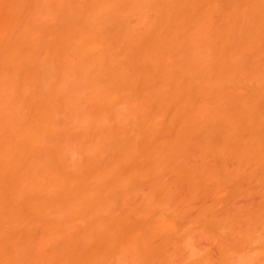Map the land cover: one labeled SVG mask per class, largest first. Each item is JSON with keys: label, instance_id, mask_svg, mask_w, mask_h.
Segmentation results:
<instances>
[{"label": "bare ground", "instance_id": "obj_1", "mask_svg": "<svg viewBox=\"0 0 264 264\" xmlns=\"http://www.w3.org/2000/svg\"><path fill=\"white\" fill-rule=\"evenodd\" d=\"M10 1H12V0H0V23L2 25L6 24L7 26L5 25V27H8V28H6L8 30H9V27L12 30V28H11L12 26H14V25L17 26L16 24H18V21L20 23V17L23 13V10H21L20 7L23 8V7H25L24 3L26 5L29 3V2H27V0H22V1L19 0L20 3L18 2L19 5L17 6L16 9H20V10L17 11L14 8L17 5V0L16 1L13 0L12 2H10ZM24 1H26V2H24ZM115 1H118V0H115ZM121 1H123V2L120 3V5L124 4L122 9H124V7L126 9V7L128 6L130 8V11H131L132 8L129 5L133 4V7H134L135 3H132V2H134L132 0H121ZM121 1L119 0L118 3ZM129 1H131V3L127 4V2H129ZM137 1H135V2H137ZM154 1H156V3L158 4V5L156 4V6H158V8H159V9H157V7H156V10L154 9L155 10L154 13L156 14L158 19L159 18H161V19H159V23H157L156 21L151 22V20H150L151 24L147 20L146 21L149 24H145L144 20H143L144 24L142 23V21L139 22L138 23L139 27H141L140 24L146 25L145 27L143 26L144 29L143 28L140 29V31H142V29H143V32L137 31L138 27H136L137 28L136 30L133 27L134 30H132V32L128 33V36H125L126 33L128 32V30H126L127 26L122 27L123 23H121L119 21L118 26L120 25L119 23H121L120 26L122 28L120 27L119 28L120 30H115V29H118V26L116 27V25H117V23H116L117 20H116V22H115L116 25L115 26L113 25L114 28H112V29H114V31H111V32L108 30V28L106 29V27H104V26H103L104 29H103V27L101 29H99V27L102 24L99 27L97 26L98 28H96V26L93 25L94 27L92 26L93 27L92 28L90 26V24L92 23L91 21L89 24L90 28H88L87 26H84V25H87V24H84L83 26L86 28L85 29L83 28L81 30L80 25H77L78 24V22H77L76 25L79 26L78 28H80V30L82 31L81 32L78 29L79 30V33H78V32H76L78 30L75 31V28H74L72 22H71L72 25L69 22V25H71L73 27V31H75V33H76L74 35L73 34L74 32L70 31V30H72V29H70L71 26L69 27V25H67L68 24L67 21H65L67 23L66 25L69 27V31L71 32L70 37H72V34L74 35V37H76V35L77 36L81 35L79 38V41H78V39L73 37L76 40H72L71 41L72 43L68 44V46H67L66 43L68 42V40H67L68 38H66V34L64 33V32H66L65 29L68 28V27H66L64 29V32L62 31L63 29L56 30V32L57 31L61 32V35L64 33L62 35V37L59 36L61 38H64L65 41L62 39L64 42L60 39L57 40L55 37H50L52 35H50L48 38L49 33L47 35V38L49 40H51L53 38L51 40V42L55 46L52 43H51L52 44L51 45V44L43 42L44 45H46V44L49 45V46L46 45V47H48V48H46L44 50H46V51L48 49L50 51L56 50L61 55H63L62 53H64V52H61V51H63L62 48L66 44L67 49L64 46V50H65L66 54L68 52H70L71 49H72L71 52L76 54V56H75V54L73 55V54L69 53L68 54L69 59L71 57L70 55H72L71 60H73L74 56H75L76 58H80V61L81 60L83 61V63L81 62L83 65H87V67L89 66V68L91 65H93L92 66L93 68L92 67L91 68L94 70V72H96V74H94V76H95L93 79L94 82L92 83L93 84L92 87H95L94 91L92 93L93 94L92 98H94L95 103H98L96 105H99V106L102 105L104 110H105V108H107L106 110L113 109V110H111L112 113L113 112L115 113V111L118 110V112H116V114H118V113H123V115L125 113L129 114V116L128 115L126 116L127 117L126 119H124L125 117L123 118L125 121L131 116L132 112L134 113L132 115V117L135 118L136 123H135V120H133V118H129V119H131V121H129V119H128V124H125L127 126H126V128H124V132H122V130H123V129H121L122 126H121V128L119 127L121 129V132H122V133L121 132L120 133L123 135L125 134L124 139H126V137H127V140L119 141L121 139L118 140V138H116L117 136L114 137V138H116V139H114L116 141H113V145H114V143L120 142L116 146V147H118L120 145V147L118 148V151H117V152H119V150H120V152H119L120 154L119 153L117 154L116 153V150H117L116 147L115 148L113 147L114 149H112V150H114V152L117 154L116 155L117 159L115 160V158H116L115 157L112 160V162H109V163L113 164V162H115V163L119 162L117 164V166H119V164H121V165L119 166L120 168L119 167L117 169L115 168L117 170V171H115V173H112L113 176L115 177V179L109 178L110 176H108V170L114 171V170H112L113 168L109 169L110 164H108L109 168L106 167L107 165L105 166L107 168V171H106L107 172L106 177H108V178H106L107 181H109V182L112 181L111 182L112 186L113 185L116 186V183H117V186H118V184H121V186L129 185L131 188V186H134L135 184L140 183L141 181H144V179L147 178V176L149 177V175L151 176L153 173H157L160 175L161 174L160 172H162V171H164V169H166L167 164L169 162L175 161L176 162V168L174 166H172V169H176V171L174 170V172H175L178 180L188 181L195 186H198L200 184L206 185L208 183H213V182H215L216 185H217V183H220V182H221V184H218V185H222L223 182H225L224 184H229L230 180L233 179V178L230 179L232 174H234L233 176H235V172L236 173L239 172L242 167L247 169V171H248L247 177H248L250 183L256 182L258 179V171H260L264 167V63L259 62V56L262 57L261 53L263 52L262 50L264 48L263 47L264 46V0H158L160 2H158L157 0H154ZM14 2H15V6L13 4ZM150 2H153V0L152 1H149V0L143 1L142 0L139 3H137L138 5L136 8H138L139 13H141L142 11H143L142 14H144L145 12L148 13V10H149V13H151L150 8H148L151 4ZM11 3H12V5H11ZM21 3L23 4V6ZM110 3L112 4V0H102V3L101 4L99 3V4H100V7H102V5H103V7L104 6L108 7L110 5ZM118 3H116V4H118ZM114 4H115V2H113V5ZM6 5H8V6H6ZM12 6H14V7H12ZM31 6H27L28 8H26V7L25 8L27 10H29V9H31ZM117 6H119V4ZM121 6H120V8H121ZM154 6H155V4L153 6L151 5V7H152L151 11H154L153 10ZM9 7H12L11 9L14 8L13 9L14 11H10V9H7ZM25 8H23V9H25ZM147 8H148V10L144 12V10ZM26 9L24 10L23 15L25 14ZM117 9H116V11H117ZM125 9H124V11L123 10L122 11L124 12V14H127V13H125V11H126ZM7 10H9V11H7ZM89 10H90V8H89ZM101 10H103V9L101 8ZM134 10L133 11H134L135 15H133V12H132V14H131V15H133L132 17L140 15L138 13H135V12H137L136 11L137 9H134ZM16 11L19 13H17ZM106 11H108V10H106ZM122 11L119 10V12H116V13H121L120 15L122 16L123 15ZM14 12H16V13L14 14ZM127 12L129 13L127 15H130V12L128 10H127ZM154 13H153V15H154ZM101 14H104V12ZM120 15H117V16H120ZM148 15H146V17ZM153 15L150 14L151 17H153ZM142 16L143 15H141L139 18H142ZM16 17H18L19 19ZM26 17H27V15H26ZM139 18L137 19V17H136L137 20H142ZM148 18H145V19H148ZM27 19H29V17ZM154 19H155V15L152 18V21ZM158 19H157V21H158ZM62 20H64V18L61 19L60 21H62ZM73 20H75V19H73ZM8 21L11 22L12 24H10ZM29 21H30V19H29ZM29 21H27V23ZM60 21H59V23H60ZM8 23L10 25H8ZM22 23H20V24H22ZM1 24H0V26H1V28H3ZM74 24H75V22H74ZM113 24H114V22H113ZM134 24H136V26L138 25L136 22ZM153 24H156V25H153ZM19 25H18V27H19ZM66 25H64V26H66ZM18 27H16V28H18ZM81 27H82V25H81ZM1 28H0V32L3 30V29L1 30ZM131 28H132V26H131ZM14 29H15V27H13L12 31H14ZM27 29H31V31L30 30L27 31ZM123 29H125L126 32L121 31ZM127 29H128V27H127ZM29 31L32 32V28L29 27V25H28V28H26V26H24V36L26 35L27 32L29 33ZM33 31L39 32L38 30H33ZM69 31H68V34H69ZM129 31H131V30H129ZM3 32L5 33V29L1 33L5 36V34L7 32L5 34ZM21 32H22V28H21ZM121 32H122V34H121ZM12 33H14V32H9V34H7L5 37L7 39H8V37L10 38L9 35H11ZM35 33L36 32H32L31 37ZM1 34H0V36H1ZM42 34H43V32H42ZM42 34H41V36L43 37ZM12 35H11L12 40L15 43L17 42V44L19 43V46L21 44V47H23L22 43L24 45V42H27V40L29 39L28 42L26 43V44H29L30 39L34 38V37L31 38L29 36H28L29 38H27V36H25L27 38V40L25 39L26 40L25 41L24 36L21 34L22 36L21 35H20L21 37L17 36L16 38L18 40L15 38L16 39V41H15L13 39L14 36H12ZM27 35H29V34H27ZM53 35H55V33ZM35 36H36V34H35ZM56 36H58V35H56ZM39 38L40 37L38 36L37 39H39ZM41 38L38 41L40 43H38L36 39L34 41H35V43L37 42L38 44H40V48L43 49L41 47V41H42ZM43 38H44V40L46 39L45 36ZM73 38H71V39H73ZM5 39H3L2 37L0 38V40L3 44H6V41L8 42V40H11V39H8V40L7 39L5 40ZM3 40H5V41L3 42ZM53 40H56V41H53ZM13 41L11 43L9 41V43L6 44V45H8V48L11 46ZM34 41H32V42H34ZM76 41H78L77 45H74V43ZM32 42L30 44H32ZM2 43H0V44H2ZM9 44H10V46H9ZM30 44L27 45V48L26 47L25 48H19V46L16 45L18 48V51H19V49L21 50V52H22V54L20 53L21 55L24 54L23 53L24 49H26L25 53L28 52L27 50L29 49L28 47L30 46ZM44 45H42V46L44 47ZM16 46H14V47H16ZM35 46L33 47V45H31V47H33V48H35ZM56 46L58 47L59 50L56 49L57 48ZM36 47L38 48V50H36L37 48L33 49V50H32V48H30L31 50L28 53L33 52L35 50V53L37 54V52L39 51V46H36ZM49 47H51L52 50ZM53 47L55 50L53 49ZM8 48L6 46L5 47L3 46L2 49H7L6 52H8ZM11 48H9L10 49L9 52L11 50L13 51V49H11ZM22 49H23V51H22ZM68 49H70V50H68ZM0 51H1V53L3 52L2 50H0ZM14 51H13L14 53H17L16 49ZM46 51H44V52H46ZM53 51L50 54H53ZM48 52L46 54H48ZM57 52H55V54ZM76 52H78V53L81 52V53L78 56L77 55L78 53H76ZM17 54H15L16 55L15 57L19 59V56H21V55L18 54V57H17ZM55 54H54V56L58 55V53L56 55ZM1 55L2 54H0V56ZM7 55L10 57L12 62L16 61V60L18 61V63L16 62L18 66H16V63H15L16 67L13 65L14 62L11 63L13 65L12 68L17 69L19 67V69H17L15 71V73L16 72L18 73V75H17V73L15 74L17 76V79H15L14 76H11V74L14 75V73L12 71H10V69H8V68H10L9 65H8L9 67H5L4 69L1 70V67L3 68V64L1 65V63H2L1 61H3V58H1V57L6 56L5 54L0 57L2 59V60L0 59V62H1L0 63V71H1L0 75L4 74L5 69H8L9 70L8 74H7V70H6V73H5L6 75L4 74L5 75L4 77L6 78V76H8V77L10 76V78L7 77L8 80H11V77H13L12 79H14L16 81H14V80H12V81H13V83L16 84L18 81H22V79H23L22 77H25L29 73L27 74V73L21 72V71H23L22 69L25 68V66H23L25 61L24 62L22 61V64H21V63H19L21 61H19L18 59L12 60V56H10L9 54H7ZM12 55H14V54L12 53ZM29 56H30V54H28L27 58ZM31 57L34 58V56H32V55H31ZM31 57H30V60H31V62H33L32 61L33 59ZM59 57L62 58L63 56L62 57L59 56ZM65 57L67 58V55ZM5 59L6 60H4V61L6 62L7 59H9V58L5 57ZM25 59H26V57H25ZM25 59H23V60H25ZM27 60H29V59H26V63H28ZM66 62H67V59H66ZM101 62H102V64H100ZM103 62H104V66H103ZM26 63H25V65H26ZM20 64L22 65L23 68H20ZM99 64L102 65V66H100V68L102 67V69H99V71H98V69L96 70V68L99 67L98 66ZM4 66H6V65H4ZM30 67L31 66H29V69H28L29 71H31ZM24 71H25V69H24ZM20 74H25V76L20 77L19 76ZM0 77L2 79L4 78L3 76H0ZM19 77H20V79H19ZM1 78H0V82L2 80ZM8 80H6L7 83H8ZM12 81H11V84H13ZM4 82L5 81L1 82V84H0V87H1L0 93H2L1 95L3 96V98H5L8 95V94L4 95L6 92L2 91V90H5V88L3 89V87H5V85H6V87H8L7 83H4ZM9 83H10V81H9ZM23 83H25V81L20 83V84H23ZM2 85H4V86L2 87ZM11 87H12V85H11ZM11 87L9 86L8 88H11ZM7 90L8 89H6V91ZM11 90H13V89H11ZM3 92H5V93L3 94ZM13 94H11V95H13ZM23 95H24V93H23ZM30 97H31V95H29V98ZM25 99H26V97H25ZM27 99H28V96H27ZM27 99H26V102H24L25 100L23 101V105L29 103V101L31 100V99L30 100L29 99L27 100ZM0 100L2 102V97L0 98ZM5 100H7V102H8V100H10V99H5ZM10 101H9V104H12V103H10ZM3 102H4V100H3ZM106 104L108 105L107 107H106ZM110 104H113L114 107L110 106ZM29 105H30V103H29ZM32 105L34 106V104H32ZM32 105H31V107L29 106L30 109L33 108ZM104 105H105V107H104ZM156 105H159L157 110H156L157 107H155ZM2 106H4V104ZM2 106H0V108L2 109V111L0 109V112H1L0 117H2V115H3L2 112L3 113L5 112V110H4L5 108L3 109ZM11 106L9 107V109L11 108ZM28 106H27L28 109L24 108L25 111H29ZM109 106L111 109L109 108ZM122 106H123V108L127 106L126 108H124L125 110L127 108L129 109V107H130V109H132L131 110L132 112L129 113L128 110H126V112H124L125 111L124 109H123L124 111L122 112L121 111ZM22 107H25V106H22ZM102 107L100 106V109ZM117 107H118V109H117ZM151 107L153 108V110H152L153 112L149 111L151 109ZM35 108H36V106H35ZM97 108H99V107H97ZM164 108H168L167 109L168 112L166 111V109H165L166 112L164 111L166 116L163 114L162 109H164ZM12 109L14 110L13 106H12ZM36 109L39 110V108H36ZM36 109L33 111H36ZM13 110L11 111V114L15 113V111H13ZM33 111L31 109V112H29V113L34 115V117H36V114H37V117H38L39 112L37 113V111L36 112H33ZM41 111H43V110H41ZM161 111H162L163 115L161 114ZM7 112H10V111L8 110ZM11 114L9 113V115H11ZM26 114H28V112H25V114H22L20 116H25V117L28 116L29 120H31L29 117L33 118V116H31L30 114H28L27 116H26ZM45 114H46V112H45ZM15 115H17V114H15ZM43 116H45V115H43ZM47 116H50V115H47ZM47 116L45 118L41 117L40 120L38 118H34V119L36 121L38 119L41 123L44 119L47 118ZM9 117H10V123H12L16 118L15 116H13L14 118L12 119L11 118L12 115ZM9 117H8V114L6 115V117H5V115H3V118H6L5 120H7ZM116 117L120 118V116H118V115ZM116 117H115V119H117ZM48 118H50V117H48ZM11 119L13 121H11ZM20 119L21 118H19V120ZM28 119L26 118V121H23V123L29 121ZM34 119L32 120V122L34 121L32 123V125L34 124L33 126L35 128V125H38V123L35 124L36 121ZM41 119H42V121H41ZM138 119H139V121H138ZM5 120L3 122H6ZM16 120L18 123V121H19L18 117L16 118ZM45 121H47V120H45ZM118 121H119V119H118ZM3 122L0 121L1 127H2L1 123L3 124ZM7 122H9V121H7ZM14 122H16V121H14ZM47 122H44V123H47ZM50 122H52V121H50ZM116 122H117V120H116ZM20 123H21V121H19V124ZM44 123H42L43 126L41 124H39L38 125L39 128L44 127L45 126ZM131 123H133V126ZM7 124H5L4 126L9 127L10 124L9 125H7ZM13 126H15V125H13ZM18 126L21 127V125L17 124V128H18ZM23 126L24 125H22V127ZM117 126H120V125L117 124ZM117 126H116V128H117ZM22 127L20 129H24L25 126L23 128ZM104 127H105V125H104ZM130 127H134V128H130ZM3 128L4 127H2V129ZM27 128L25 127V129H27ZM30 128H32V132H30V130H29ZM36 128H37V126H36ZM44 128L46 129V127H44ZM127 128H129L130 130H128ZM6 129L7 128H5V130L0 129L1 131H5L4 133L0 132L1 134H3V136L7 133ZM29 129H27V130H29L28 132L30 134L32 133L29 136H31L30 138L33 140V138H34L33 136H35L36 131L34 132L33 127H29ZM50 130H52V129H50ZM117 130H118V128H117ZM117 130H116V132H117ZM19 131L20 130H18L17 133L15 132L17 134V138L20 135L19 134L20 132H22V135H20V137H23V139H24V136L28 138V135H27L28 132L25 134L26 130H25V132L24 131L19 132ZM37 131H38L37 133L41 134V136H42V133L40 131H42V132L44 131V133H46L44 129L43 130L40 129V131L38 129ZM127 131H129L130 133ZM23 132L25 135L23 134ZM33 132H34V135H33ZM116 132H115V134H116ZM125 132H127L129 134V136H127V133H125ZM11 133H13L14 137L16 136V134H14V128L12 129ZM37 133H36V135H37ZM120 133L117 132V134H120ZM8 134L10 135L9 132H8ZM39 134H38V136H40ZM62 134H63V132H62ZM113 134L114 133H112V135ZM0 136H2V135H0ZM6 136H7V134H6ZM38 136H35V137H38ZM7 137H9V136H7ZM14 137L13 138L10 137L11 138L10 142L14 139ZM40 137H38L39 138L38 142H40V140H41ZM4 138H5V136L3 137L2 141H0V145L3 146V143H5V140H6V143L4 144V146L7 144L5 147V149H6L10 142L8 143L7 141H9V140H7L6 138L4 140ZM17 138H16V140L19 142L22 139L21 138L18 140ZM27 138L24 139V141L25 140L28 141ZM38 138H36V140H38ZM41 138H43V137H41ZM23 139H22V142L20 144L19 143L16 144V145L19 144L18 145L19 148H17L18 146L13 145V143L17 142L15 140H14L15 142L12 141L13 143L9 144V147L6 149L8 151L4 150L5 151L4 152L3 147L1 148L2 152H0V153L1 154L4 153V155L5 154L6 155L5 156L0 155V156H2V157H0L1 159L4 160V158H5V160H4L5 163L2 162L3 160L2 161L0 160V162L2 164L9 163L7 165L9 167L13 166L12 168L11 167L10 168L14 172H15V169H17L16 171L19 170V172H20L21 170L18 169L17 166H19V168L22 166L24 167V165L21 166V163H26V161L21 162V160H19V159H24L23 156H21L22 158H19V155H20V151H22V149H24L23 147L27 146V145H25L26 141L24 142ZM108 139H109V137H108ZM32 140H31V143L27 142V143H30L31 146H33ZM112 140H113V137L111 138V141ZM128 141H129V144H128ZM23 142H24V144H22ZM38 142H36V143L38 144ZM50 142H51V139H50ZM53 142L55 143V141H53ZM121 142H123V143H121ZM122 144H124V145L126 144V146L124 147V145H122ZM113 145H111V146H113ZM127 145H129V146H127ZM31 146H28L27 148H29V147L31 148ZM14 147H16L15 150L17 149V151H15V152L17 154H19L17 156V158L14 160L17 161V159H18L21 162L20 164H18L19 162H16L13 160V158H15V157H12L11 154L14 155V152H11V154L9 153ZM20 147H22V148H20ZM54 147H56V145ZM10 148H11V150H10ZM48 148H49V146H48ZM64 148H65V146H64ZM123 148H124V150L122 152ZM18 149L19 150L21 149V150L18 152ZM34 149L35 148L33 147V150H32L33 152H34ZM53 149H55V148H53ZM51 150H52V148L50 146V151ZM27 151L29 154H30V152H32L28 149H27ZM27 151H25V149H24V152H26L24 154L27 155ZM110 151H111V149H110ZM53 152L55 153V151H53ZM22 153H23V151L21 152V154ZM185 153H190L191 156H193V154H195L197 156V158H195V160L192 159L191 161L182 163L178 160V158H179V156H181ZM7 154L9 155V160H8ZM52 156H53V154H52ZM96 156H97V153H96ZM108 156H109V154H108ZM110 156H112V155H110ZM114 156H112V158ZM106 157H107V155H106ZM228 157H230L234 160V164H235V168H236V171L234 173L233 172L231 174L229 173L230 178H229V175L225 174L226 172H224V170H226V169H223L224 167L222 168L223 164L221 163V160L223 158H228ZM10 158L14 162L11 161V163H10L9 162L11 160ZM25 158H26V156H25ZM54 158L56 159V156H54ZM6 159H7V161H6ZM101 159H103V158L101 157ZM101 159H100L101 162L99 165L103 167L104 165H101V163H102ZM58 160H59V157H58ZM59 161H60L59 163H61V160H59ZM103 161H106L105 158L103 159ZM108 161H110V159ZM53 162H54V164H53ZM55 162H57V160L54 161V159H53L51 164H53V165L58 164ZM91 162L92 163H90V161H89V163L92 164L93 167H91V166H89V167H91V169L93 168L96 170L95 171L93 170L94 171L93 172L89 167H87L88 173H83V172L80 173L78 171L79 174H81L80 177H79L78 173H77L78 175L76 174V176H75V174H73V176H74L73 177L72 173L74 171L71 173L69 170V172H70V174H69L68 171H65L66 170L64 168L65 165H64V167H61V165L58 164L60 166L57 165L56 167L52 166V168H50L52 173H53L52 170L54 168L55 169L57 168L56 170L59 171V173H57V171L54 170V173L52 176L55 179L52 176H49L50 175V173H49L50 169L48 172V174H49L48 177L51 180L53 179L54 182H52L50 179H47L48 180L47 181L48 183H47V182L43 181L42 178H40L42 176H39V178H38L39 180H36V179L35 180L38 182L41 179V181L43 183H45V185H44L45 189L47 188L48 185L50 186L51 183H49V181H51L53 183V187H52V185H51V187L54 188L56 186L57 189L56 188L55 189L59 190L58 193L67 187L66 189H64L65 191L63 190V194L66 192H67V194L68 193L71 194L73 197L71 195H68L71 197H67V198H70L71 200H72V198L75 199L74 195L76 193H74V195H73V192H75L77 190L76 187H78V191L81 190L83 192L79 191V194L77 193L79 197L75 195L76 199L79 198V200H81L83 198L85 201V202L83 201L84 204L88 202L85 199L87 196L86 193L88 192V190H85V189H87V187H88L89 191H92L95 187L93 192L96 191L95 192L96 194L92 197L90 196L91 194L88 195V197L90 196V198H88V200H89V204H91V207L86 206L89 204H85V205L82 204L81 205V201L83 199L81 201H79L80 202L79 204L83 208V212L86 209L92 208L91 210L87 211V212L91 211L90 212L91 215H89V216L92 218V215L95 214L94 212H97L100 208L103 210L102 204L99 203V199H100V202H102V199L104 200V198H105L102 194L103 190L112 188V186H111V184H109V182L107 183V181H105L106 179L104 180L105 182L102 181V179H104L105 176H104V178H102L103 175L101 173H100L101 180L98 179V181H102V182H99V183L97 182L96 178H97V176H98V178H100V175L99 174L98 175L97 174L92 175V172L95 174L98 172V170H99V172H101L102 170L100 171V169L104 168V170H105L106 168L105 167H103V168L99 167L97 170V168H94V163L96 161H94V162L91 161ZM98 162H96V164ZM13 163L15 164V166ZM103 163L106 164V162H103ZM122 163L124 165H122ZM10 164H12V165H10ZM49 164H50V162H49ZM62 164H63V162H62ZM7 165L4 166L6 169L3 167V165L0 166V168L1 167L4 168V170L2 169V172L0 173V179H1L0 182L2 184L6 181L7 176L9 179L13 178L15 176L14 172L12 173V170L9 169L7 167ZM49 166H48V168H49ZM115 166L116 165H114V167ZM121 166L127 167V168L125 169ZM59 167H60V169L64 168L65 170H63V169L59 170ZM96 167H97V165H96ZM84 168H86V166H84ZM235 168H234V170H235ZM7 169H9L11 173L10 172L7 173V171H9ZM68 169H69V167H68ZM127 169H129V170L127 171ZM5 170H7V171H5ZM120 170H122V171H120ZM0 171H1V169H0ZM3 171L6 172V174ZM45 171H46V169H45ZM61 171H63L62 172L63 174L61 173ZM76 171H75V173H76ZM89 171H91V174H89L90 173ZM124 171H127V172H124ZM84 172H87V170L84 169ZM121 172L123 173L122 177H121V175H122ZM109 173H110V171H109ZM118 173L121 175L119 176ZM57 174L58 175L62 174L63 177L61 175L57 176ZM86 174L89 177V179L91 180L90 183L85 182V181L89 180L88 177L86 176ZM9 175L11 177H9ZM12 175H13V177H12ZM16 175L19 176L20 174L18 175L16 173ZM33 175H34V177L31 176V179L35 178V174H33ZM64 175H66V176L69 175V178L64 177ZM70 175L73 179H71ZM104 175H105V173H104ZM109 175H111V174H109ZM22 176H24V174H22ZM82 176H84V177L86 176L85 178H87V179L85 180V178L84 177L82 178ZM91 176H95V179ZM1 177H3V178H1ZM48 177H45V178H48ZM57 177L59 179L62 178L61 180H64V182H65V180L67 181V179H68V181H67L68 185H67V182L65 183L66 185L63 182V184H64L63 185L62 182H60L61 180L57 179ZM76 177H78V178H76ZM111 177H112V175H111ZM80 178L84 183L82 181H80ZM92 178H93V180H92ZM4 179H5V181H3ZM13 179H11L12 181L11 180L10 181L11 182L15 181V179L14 180ZM56 179L59 180V182L55 181ZM70 179H71V181L75 180V183H72L71 181H69ZM108 179H110L111 181ZM76 180H78V181H76ZM159 181L158 180L156 181L157 184L162 183L161 181L160 182ZM26 182H27V180H26ZM33 182H35V181H33ZM55 182H56V184H61V186L55 185L54 184ZM81 182L83 185L85 183H88V184L84 185V186H86L85 189H84V186H82V184H80ZM6 183H4L3 186H5V184L8 185V183H9L8 180ZM21 183L22 182H20L19 184H21ZM69 183H70V186H69ZM100 183H103V185H101L103 187H100L99 185H97ZM2 184H0V185H2ZM9 184H11V183H9ZM15 184H17V183H15ZM29 184H31V183H29ZM37 184H39V183H37ZM78 184L80 186H78ZM104 184H107L106 189H105ZM163 184L164 183H162L161 185H163ZM205 185H203V186H205ZM71 186L76 188V189L73 190L74 188L72 189ZM14 187L15 186H13V188ZM19 187H21V186H19ZM59 187H63V188L61 189ZM92 187H93V189L90 190V188H92ZM96 187H98V188L96 189ZM99 187H100V190L102 189L101 191L99 190ZM1 188H2V186H1ZM9 188L7 187V189L6 188H4V189H6V191H9V190H11ZM21 188H23V186ZM21 188H19V189L21 190ZM29 188H30V186H29ZM35 188L34 189L30 188V189L34 190V192H35ZM81 188H83V190ZM24 189H25L24 191H26V187ZM43 189L44 188H43V184H42L41 190L43 192H41V196H43V198H44V195H47L49 192L48 193L46 192L47 193L46 194L44 192L45 190H43ZM159 189L161 191L165 188H163V189L159 188ZM20 190H18V192ZM32 190H30V191H32ZM69 190L70 191L72 190V191L70 192ZM84 190L86 193L84 192ZM263 190L264 189H262V194L264 193ZM22 191H23V189H22ZM163 191L166 192V190H163ZM163 191H161V192H163ZM0 192H1V189H0ZM36 193H38V192H36ZM82 193H85L86 195L82 194ZM60 195L62 197L65 196V194L63 196L62 193ZM82 195H83V197H81ZM0 196H3V195L0 194ZM11 196H12V194H11ZM14 196H15V194H14ZM46 197L47 196H45V198ZM102 197H104V198H102ZM45 198H44V200L46 201ZM1 200H3V199H1ZM41 200H42V198H41ZM44 200H43V202H45ZM47 200H48V198H47ZM29 203L30 202H28V204ZM102 203L104 204V202H102ZM106 203H105V205H106ZM11 204L12 203H10V205ZM47 204L45 203V206ZM98 204H100L102 207L99 206L100 208H98V206H97ZM22 207L25 208L26 204H23ZM28 207H26V209ZM43 207H44V205H43ZM84 207H86V208L84 209ZM95 207L98 209L97 211H95ZM16 208H18V207H16ZM31 208H30V211H32ZM147 208H149V207H147ZM40 209L43 212V209L39 208V211H40ZM79 210H82V209H79ZM100 210H99V213H100ZM143 210H144L143 211V213H144L143 218L148 213H151L150 211L148 212V210L145 208H143ZM4 211H7V209ZM4 211L2 212V214L0 212V222L3 221L1 219H4L3 218L4 217V215H3ZM23 211L25 212V210H23ZM23 211H20V213H22ZM30 211H27V212H30ZM34 211H36L37 213H35ZM34 211H32V212L35 215L36 214L38 215V211L37 210H34ZM42 212L39 213L38 216H42ZM92 212L94 214H92ZM104 212H102V214ZM20 213H18V214H20ZM78 213L81 214L80 211H78ZM90 213H88V214H90ZM153 213H154V211H153ZM8 214L9 213L7 212L6 213L7 217L8 216L10 217V215L11 216L13 215V213H11L9 215ZM14 214H17V212ZM85 214H87L86 211L84 212V215ZM88 214H87V216H88ZM109 214H111V213H109ZM28 215L30 216L29 213L27 214V216ZM84 215L82 213L81 217H84ZM124 215L121 216V214H120L118 216V218L115 216L116 219L113 218L115 221L110 218V217H113L112 214L108 218V213H107V216H106L107 219L105 216L99 217V215H98L96 217L97 218L96 221H95V219H93L92 223L88 224V226H86V228L92 227L89 229L92 231V232L90 231L91 234L89 233V230L86 229V231H88L89 234H86V233L84 234L83 232H81V234L79 235V238L83 239V240H81L82 243H84L85 241L87 242L88 248L85 251V254H84L85 257H83V256H81L79 258L76 257V260H77L76 264H113L112 262H115V260L110 261L112 258V255H114L111 251H113L112 249L115 250V248L118 247L117 244L119 245L122 242V239L125 236V234L128 235L131 233L130 235H132L134 233L133 234L134 238L137 241H139V242H137V241L135 242L136 245H137V243L140 244V240H142V237H143V239L147 238V237H144V235L148 231V229L150 231H151V229L146 227L147 225L146 226L145 225H143V226L138 225L137 223L141 224L140 223L141 220H140V222H139V220L137 222H135L134 219L132 220V218H134L135 216H131V215H135V214H131L130 215L131 217L128 216L129 214L127 215V213ZM14 216H16V215H14ZM38 216H36V217H38ZM87 216L83 219H88L89 217H87ZM136 216H138V215L136 214ZM7 217H6V219H7ZM16 217H18V215ZM32 217L34 218L33 214H32ZM104 217H105V220L102 219ZM40 218L41 217H39V219L37 218L38 222L41 221ZM146 218H147V216H146ZM9 219H7V220H9ZM37 219L35 218L36 221H37ZM31 220H30V222L33 221V220L32 221ZM24 222H26V221L24 220ZM24 222H23V225L25 224ZM30 222H28V223H30ZM43 223H45V222H42L41 225L39 223H37L38 225H36V222L33 223L35 225L29 224L27 231L19 230V231L24 233L22 235H21V232L19 234L18 231H16L17 233H14L15 231H13V233L16 235H14L12 233H6V232L2 231L4 229H2L3 227L1 228V226H0V229H2V230H0V264H14V262L16 263V261H19L16 264H19V263L20 264H26L25 262L28 259H26L27 253L25 254V251H26V249L28 251L30 249H32L31 248V246L33 245L32 241L33 242L35 241L36 236H37L36 240H38V233H39V235H43L44 237L46 236V239L48 236L50 237L53 233L56 234L57 233L56 231H58V233H59L60 230L57 229V230H54L55 232H53V229L49 228L47 223H45V224H43ZM9 224H11V223H9ZM23 225H22V227H23ZM82 229H84V227ZM153 230H155V229H152L151 234L149 232L147 233L149 235L148 237L150 238L148 240H151V238L153 239V237H150V236L152 234H154V232H155L154 235L159 233V231L157 232L156 230L155 231H153ZM60 233H62V230ZM18 234L20 235V237L17 236ZM147 234H146V236H147ZM135 235H137V236L143 235V236L140 237L141 239L138 237L139 238V240H138L137 237H135ZM15 236H17V238L19 237L18 242H17L19 245L17 244V246H20L21 242H22L21 244L23 245V246L21 245L22 247L21 246L19 248L17 247L18 248L16 250L17 252L15 250H13V248H12L14 245L16 246V244H14V242H16V240H17L14 238ZM133 236H131V238ZM20 238H21V241L19 242ZM126 238H127V236H126ZM115 239H117V241H118V239H120V240H119V242L116 241L117 243H115L114 242ZM127 239H129V237ZM12 240H13V243H12ZM164 240H166V242ZM164 240L161 243L163 246H159V247H164L166 244H168L167 239H164ZM30 242H31V244H30ZM111 242L112 243L114 242L116 244L115 247L113 246L114 248L112 247V245L114 243L112 244ZM122 243H124V242H122ZM141 243L142 244H140V246L141 245L143 246V249L141 252H143V250H144L143 255L145 254L144 256H145V260L147 261V264L156 263V261H157L156 259L153 262L154 256L156 253L158 254L159 251H160L159 255L162 254L161 251L163 250V248L156 247V245L154 246L151 243H150L151 244L150 245L148 242L146 243L145 241H143ZM11 244H14V245L12 246ZM128 245H130V244H128ZM133 245H131L134 247V248L132 247L133 250L135 248L137 249L138 246L135 247V244H133ZM120 246L122 248V246H124V245L120 244ZM29 247H30V249H29ZM111 247H112V249H111ZM119 249H116V250L118 251ZM124 249H126V247ZM18 250H20V251H18ZM122 250L123 249H120L121 252H119V254L122 253ZM110 252L112 253V255H110ZM114 253H116V252H114ZM23 255H24V257H23ZM149 255L153 256V257H150ZM118 257H119V255H118ZM147 257H150V258H147ZM105 258H109L110 260L108 261ZM116 258L114 257V259H116ZM151 258H152V260H151ZM155 258H157V257H155ZM32 259L30 261L28 260L27 264H29V262H30V264H45V261H46L45 258L43 260L41 258L35 259L32 257ZM147 259L148 260L150 259L151 261H148ZM22 260L24 261V263L22 262ZM158 261H159V264H161L160 263L161 260L159 259ZM46 263L48 264V262H46ZM69 264H73V263H69Z\"/></svg>", "mask_w": 264, "mask_h": 264}, {"label": "rangeland", "instance_id": "obj_2", "mask_svg": "<svg viewBox=\"0 0 264 264\" xmlns=\"http://www.w3.org/2000/svg\"><path fill=\"white\" fill-rule=\"evenodd\" d=\"M12 1H10V2H12ZM20 1H22V0H20ZM118 1L112 0V4L110 3V5L108 7H106V6L103 7V5H102V7H100V4L102 3V0H97V1L96 0H92V1L91 0H27V2H29V3L27 5L24 3V5H25L26 8H28L27 6H31L32 5L31 9L27 10L25 7H23V8L26 9L25 14L23 15L25 9L20 7L21 10H23V13L21 12L23 16L21 15L22 18L20 17V23H22V22L23 23L20 24L19 21H18V24H16L17 26L14 25V26L11 27L12 30H13V27H15L16 30L14 29V31H12L10 29V27H9V30H10L9 31L8 29H6L8 27H5L6 24L5 25L3 24L4 25L3 26L0 23L2 25V27H3V28H1V26H0L1 30L5 29V33L7 32L6 34L3 32L5 34V36L7 34H9V32H14V33H12L13 35L12 34L11 35L14 36L13 39L15 41L17 39L16 38L17 36L18 37H21L22 35L24 36V26H26V28H28V25H29V27L32 28V32H36L35 33L36 36H35V34H33L32 37H34V38L36 37L35 39L37 40V42L42 37L41 36L42 32H43V34H42L43 37L45 36V38H46L45 39L46 41L44 40L43 37L41 38V40H42L41 41V47L43 49H41L40 48V44H38L40 42H38V43L36 42L38 44L37 45L35 43V41H34L35 40L34 38L30 39V41H29L30 43L32 41H34V42H32V44L29 43L30 46L28 47L29 49L27 51L29 52L31 50L30 48H32V50L36 49L37 48L36 46H39V51L38 52L36 51L37 54L35 53V50L33 52H30V53H28V52L25 53L26 49H24L23 53L25 55L24 54L21 55L22 54L21 50L19 49V51H18V48H17V46H19V43L18 44H17V42L15 43L12 40L11 35H9L10 38L7 36L8 39H11L13 41V43H12L13 45L11 44V46H10V44H9V46H10L9 48H11L13 46L11 49H13V51L16 49V52L19 55H21V56H19V59H18V58L15 57L16 56L15 54H17V53H14L15 51L13 52L12 50L9 52L10 49L8 48V45H6V44L9 43V41H10V43L12 41L8 40L3 34H1L3 30L0 32V34H1L0 38L2 37L3 39L6 38L8 40V42L6 41V44H3L1 42V40H0V43H2V44H0V46L2 45L1 46L2 48H3V46L4 47L6 46L8 48V52H9V53L6 52L7 49H2L0 47V50L3 51L2 53L0 51V54H2V55L5 54L6 55L4 57L2 55H1L2 57L0 56L1 58H3V61L6 60L5 57L10 59V57L7 54L12 56V60L18 59L19 61H21V62H19L21 64H22V61L23 62L25 61V63H26V59H29V60H27L28 63H26V65H25V63L23 64V66H25L24 69H25L26 72L24 71V69H22L23 71H21L22 73L24 72V73H27V74L29 73V74L26 75V76H25V74H20L19 75L20 77H22V76H25V77H22L23 79L21 78L22 81H18L17 80L18 84L17 83L16 84L13 83V81H12V80H14V79H12L13 77H11V80L7 79L8 76H6V78L4 77L6 75L5 74L6 70H7V74H8V71H9L8 69H10V71H12L14 73V75L11 74V76H14V78L17 79V76L15 75L17 72L15 73V71L17 69H19V67L17 69L16 68H12V67H13V65L15 66V63L16 62L18 63V61L17 60L13 61L14 62L13 63L11 61V59L10 60L7 59V61H6L7 63L5 61L4 62L1 61L2 63L0 62L1 65L3 64V68L1 67V70L4 69L5 67H9L10 66V68L5 69V72H4L5 75L4 74L0 75V76L4 77L3 79L0 77L2 79L1 82L5 81L4 83H7L6 80H8L7 86L11 87V85H12L11 88L6 87L5 84H4L5 87H3L4 85H2L3 89L5 88V90H2V91L6 92V93L3 92V94L5 93L4 95H6V94L9 95V96L7 95L8 97L4 96L5 98H3V96L1 95L2 93H0V98L2 97V102L0 100V104H1L0 106H2L4 104V106H2V107H3V109L5 108L4 109L5 112L4 113L2 112V114L5 115V117H6L7 114H8V117L12 115V117H11L12 119L14 118L13 116H15L16 118L18 117V120H19V118H21L19 120V121H21V123L19 124V121L17 123L16 118L14 120L16 122H14L11 119V121H13V122L10 123V117L7 120H5L6 118H3V115H2V117H0V119L2 118L0 121H2V122L4 120L6 121V122H3V124L1 123V125H2V127H4L3 128L4 130H5V128H7L6 129V132H7L6 134L9 137H7L6 134L4 136H5V138L7 140H9V141H7L9 143L10 140H11L10 137H12V138L14 137L13 133H11L13 128H14V134H16L18 132V130L24 131V132L26 130L25 134L29 130H30V132H32V128L29 129V127H33V130H34V132L36 131V133L38 132L37 131L38 129H39V131H40V129H42V130L44 129L45 132H46V133H44V131L43 132L40 131L42 133V136L39 133H37V135L35 133V136H38V134H39L41 137H43V138H41L40 136H38L41 139L40 142H38L39 141L38 137L33 136L34 132H33V135H32L34 137L33 140L30 138L31 136H29L32 133L30 134L28 132V134H27L28 138L24 136V139L27 138V140H28V141L25 140L26 141L25 145H27V146L23 147L25 149V151H27V149L32 151L33 147L35 148L34 152L33 151L30 152V154L27 151V155L29 154L28 156L26 154H24V153H26V152H24V149H22V151H23L22 154H21L22 151H20L21 149L20 150L18 149V152L20 151V155H19V154H17L15 152V151H17V149L15 150L16 147H14L12 150L10 148L11 151L9 153L11 154V152H14V155L11 154L12 157H15V158H13V160L16 159L18 155H19V158H22L21 156L24 157V159H19V160H21V162L26 161V163H21L18 159H17V161L14 160L16 162H19L18 164L21 163V166L24 165V167L22 166L20 168H19V166L16 165L18 167V169H20L22 172L21 171L19 172V170L16 171L17 169H15V172H14L11 169L13 166L12 167L10 166L11 167L10 168L7 165L9 163L6 162L7 164H2L0 162V166L3 165V167H4V166L7 165V167L12 170V173L14 172V175H15L14 177L15 178L13 177V175H12V177L16 181V182L15 181L11 182L12 181L11 179H13V178L9 179L8 176L6 175L7 179H6V181H5V179L3 180V181H5L4 183H6L7 180H8V182L11 183V184L8 183V185H6L7 184L6 183L5 186H3L4 183L2 184L0 182V184H2V185H0V189H1L0 194L4 196V197L0 196V198L2 197L1 199H3V200L0 199V202L2 203V204L0 203V205H1L0 206L1 214H2V212L4 210L7 209V211H4V214H3L4 215V217H3L4 219H1V220H3L2 222L4 224L2 222H0V224H1L0 226H1V228L3 227L2 229H4V230H2V229H0V230L4 231L6 233H12V234L17 233L16 231H18L19 234H20L21 231H19V230L27 231V228H28L29 224L31 225V224L36 222V225H38L37 223H39L41 225L42 222H45V223H47L49 228L53 229V232H55L54 230H57V229L60 230L59 233H58V231H56L57 232L56 234L53 233L50 237L48 236L47 239H46V236L44 237L43 235H39V233H38V240H36L37 239L36 238L37 236H36L35 237V241L34 242L32 241V244H33L31 246L32 249H30V247H29L30 250L28 251L26 249L27 252L25 251V254L27 253V255H26L27 258L26 259H28L30 261L32 259V257L35 258V259L36 258L37 259L41 258L43 260L45 258V260H46L45 264H47L46 262H48V264H69V263L76 264L77 263L76 257L77 258H79L81 256L85 257L84 254H85V251L88 248L87 242L85 241L84 243H82L81 240H83V239L79 238V235L81 234V232H83L84 234L85 233L86 234H89V233L91 234L92 231L89 230V229L92 228V227L86 228V226H88V224H91L93 219H95V221H96V219H97L96 217L98 215H99V217H101V216L102 217L103 216L106 217L107 213H108V218L112 214L113 217H110L112 220L116 219V217L118 218V216L120 214H121V216L126 214V213H127V215L129 214L128 216H130L131 214H135V215H131V216H135L134 218H132V220L134 219L135 222H137L138 220L140 222V220H141V222H140L141 224L137 223L138 225H142V226L143 225H145V226L147 225L146 227L150 228L151 231H152V229H155L157 232L159 231V233H157L156 235H154L155 234V232H154V234H152L150 236V237H153V239L151 238V240H148L150 238L148 237L149 235L147 233L149 232L151 234V231L149 229L144 235V237H147L146 239H143V237H142L143 235L142 236L135 235V237H137L138 240H139L140 237H142V240H140V244H142L141 242L145 241L146 243L148 242L149 244L151 243L154 246L156 245V247H159V246H163L161 243L163 242L164 239H167L168 244H166L164 247H159V248H163V250L161 251L162 254L159 255L160 251L158 252V254L157 253L155 254L153 262H154L155 259L157 261L154 264H157V263L159 264V261H158L159 259L161 260L160 261L161 264H264V193L262 194V189H264V167L260 171H258V179L254 183H250V181H249V179L247 177V174H248L247 169L242 167L240 169V171H239L240 173L239 172H237V173L235 172L236 168H235L234 160L232 158H230V157L223 158L221 160V163L223 164L222 168L224 167L223 169H226V170H224V172H226L225 174L229 175V178H230V174L232 172L233 173L235 172V176L236 175L237 176L235 177V176H233L234 174H232L233 177L231 176L230 179H232V178L233 179L230 180L229 184H224L225 182H223L224 185L223 184L222 185H218V184H221V182L217 183V185L215 184V182H213V183H208L206 185L205 184H202V185L200 184L201 186L200 185L195 186V185L191 184L188 181H180V180H178V178H177V176H176V174L174 172V170L176 171V169H172V166H174L176 168V162L175 161L169 162L167 164L166 169H164V171L160 172L161 173L160 175L157 174V173H153L152 174L153 176L152 175L151 176L149 175V177L147 176V178H145L144 181H141L140 183H137L134 186H131V188H130L129 185L121 186V184H118V186H117V183L115 181L114 182L116 183V186L115 185L112 186V184H111L112 181L110 179H108V180H110L111 182L107 181L106 178H108V177H106L107 176L106 175V173H107L106 172L107 171L106 167L109 166L108 164H110V166H109L110 168L109 167L108 168L109 169L113 168L112 170H114V171L108 170V176H110L109 178H114V179H115V177L113 176L112 173H115V171H117L116 169L121 165V164H119V166H117V164L119 162L118 163L113 162V164L109 163V162H112V160L120 152V150H119V152H117L118 148L120 147V145L118 147H116L117 144H119L120 142L119 143H114V145H113V141H116V140H114L116 138H118V140L121 139L119 141L127 140V137H126V139H124L125 134L123 135L121 133L124 132V128H126V126H127L125 124H128V119L129 118H133V120H135V118L132 117V115L134 113L131 111L132 109H130V107L128 106L129 109L127 108L126 110H128L129 113L132 112V114L126 120L127 121L126 122L124 119H126L127 118L126 116L127 115L129 116V114L125 113L124 114L125 116L123 115V113L116 114V112H118V110L115 111V113L114 112L112 113L111 110H113V109H111L110 106L114 107L113 104H110V106H109V108L111 110H106L107 108H105V110H104L102 105H100L102 107L100 109V106L96 105L98 103H95L94 102V98H92L93 97L92 93H93L94 88H95V87H92V85H93L92 83L94 82L93 81V79L95 77L94 74H96V72H94V70L92 69L93 65H91L90 68H89V66L87 67V65H83L82 64L83 61L82 60L80 61V58H76L75 57L76 54L71 52L72 49L71 50L68 49V50H70V52H68L66 50L68 52L66 54V52L64 50V46L66 47V44L68 46V44L72 43L71 42L72 40L78 39V41H79V38H80L81 35L80 36L76 35V37H74V35L76 34L75 31L78 30V29L80 30V28H81V30L83 28L85 29L86 27H84V26H87L88 28H90V26L92 27L93 25H95L96 28H98L102 24L99 27V29H101L104 26V27H106V29L108 28V30L111 32V31H114V29H112V28H114L113 25L115 26L116 23H117V25H116V27H117L118 26V22L120 21L124 25V26L122 25V27H125V26L128 27V29L126 27V30H128V32L125 35V36H128V33L132 32V30H134L133 27L135 28V30L137 29L136 27H138L139 30L137 29V31L143 32V29H144V27L146 25L140 24L141 27H139V24H138L139 22L142 21V23H143V20H144L145 24H149V23H147V21L150 22V20H151V22H155L156 21L157 23H159V19H161V18L158 19L156 14L154 13L155 10H156V7H157V9H159L158 6H156V4H157L156 1H154V0H153V2H150L151 4L149 3L150 6L148 7V8H150V12L151 13H149V10L147 8V9L144 10V12L148 10V13L145 12L144 14H142L143 11L142 12L140 11L141 13H139L138 8H136L137 5H138L137 3H139L142 0H138L139 2L137 0H132V1H134L132 3L136 4V5L134 4L135 8L133 7V4L129 5L132 8L131 11H130V8L128 6L127 7L129 9L127 7L125 9V7H124V9L126 10L125 13L129 14L127 12V10H128L130 12V15L124 14V12H123L124 9H122L124 4H121L122 6L120 5V3H122L123 1L120 0L121 2H119V3H118ZM135 1H137V2H135ZM149 1H152V0H149ZM18 2H19V0H17V5L16 6H15V2H14L13 4H14L15 7L14 6H12V7H14L16 9L17 6L20 3V2L19 3ZM24 2H26V1H24ZM113 2H115L114 5H113ZM158 2H160V1H158ZM116 3H118L119 6H117L118 4H116ZM130 3H131V1L127 2V4H130ZM154 4H155V6L153 7V10L154 9L155 10L151 11L152 10L151 5L153 6ZM11 5H12V3H11ZM6 6H8V5H6ZM22 6H23V4H22ZM120 6H121V8H120ZM12 7H9L7 9H10V11H14L13 10L14 8L11 9ZM116 7L117 8L119 7L118 9L121 10V11L123 10L122 11V13H123L122 16L120 15L121 13H116V12H119V10ZM89 8H90V10H89ZM101 8L103 10H101ZM116 9H117V11H116ZM134 9H137L136 10L137 12H135V13H138L140 15L132 17L133 15H135L134 14V11H135ZM16 10L19 11L20 9H16ZM106 10H108V11H106ZM7 11H9V10H7ZM16 12H14V14ZM103 12H104V14H101ZM132 12H133V15H131ZM152 12L155 15V19L153 21H152V18L154 17V15H153ZM17 13H19V12H17ZM150 14H152L153 17H151ZM26 15H27V17H26ZM117 15H120V16H117ZM141 15H143L142 18H139ZM146 15H148V16L146 17ZM28 17H29L31 22L29 21V19H27ZM136 17H137V19L139 18V19H142V20H137ZM16 18H18V17H16ZM63 18H64V20L60 21ZM145 18H148V19H145ZM73 19H75V20H73ZM157 19H158V21H157ZM116 20H117V22H116ZM27 21H29V22L27 23ZM59 21H60V23H59ZM65 21H67L68 24ZM90 21L92 22L91 23L92 25L90 24ZM69 22H70V24L72 22V24H73V26L75 28V31H73V27L71 26L72 24L69 25ZM74 22H75V24H74ZM77 22H78L77 25H80V28H78L79 26L76 25ZM113 22H114V24H113ZM135 22L138 24L137 26H136V24H134ZM151 22H150V24H151ZM9 23L12 24L11 22H9ZM9 23H8V25H10ZM121 23H119V24L121 25ZM66 24L69 25V27L70 26L72 27V28L70 27V29H72L70 31L74 32V33L72 32L74 34V35L72 34V37H70L71 36V32L69 31V27ZM84 24H87V25H84ZM89 24H90V26H89ZM18 25H19V27H18ZM64 25H66V26H64ZM81 25H82V27H81ZM120 25L118 26V29H115V30H120L119 29L121 27ZM153 25H156V24H153ZM131 26H132V28H131ZM16 27H18V28H16ZM66 27H68V28L65 29ZM104 27H103V29H104ZM21 28H22V32H21ZM141 28H143L142 31H140ZM58 29L59 30L63 29L62 30L63 32H64V29H65L66 32H67V33L64 32L66 34V38H68L67 39L68 42L67 43L65 42L66 44L62 48L63 51H61V52H64V53H62L63 55L59 54V52H57L54 49V47H53V49L55 51H53L52 48L49 47L53 51V54H50L52 51H50L49 49L47 51L44 50V49L48 48V47H46V45L49 46L48 44L52 43L51 40L53 38L51 40L48 39L50 35H52L50 37H55L57 40H59V39L60 40H62V39L64 40V38H61L64 33L61 35V32H59V31L56 32V30H58ZM28 30L31 31V29H27V31ZM33 30H38L39 32L33 31ZM67 30L69 31V34H68ZM79 30L76 31V32L79 33ZM126 30L123 29L121 31L126 32ZM129 30H131V31H129ZM30 31H29V33L25 32L26 33L25 36H27V38L31 37V33L32 32H30ZM48 33H49V35H48ZM52 33L53 34L55 33V35H53ZM27 34H29V35H27ZM121 34H122V32H121ZM47 35H48V38H47ZM56 35H58V36H56ZM25 36H24V40L25 39L27 40V38ZM38 36L40 37L39 39H37ZM59 36H61V37H59ZM73 37L76 38V39H74ZM71 38H73V39H71ZM5 40H3V42ZM28 40H27V42H28ZM53 41H56V40H53ZM78 41H76L74 43V45H77ZM27 42H24V45ZM43 42L44 43H48V44L44 45ZM29 44H26L24 46L23 43H22L23 47H21V44H20L19 48H25V47L27 48V45H29ZM31 45H33V47L35 45L36 46H35V48H33V47H31ZM42 45H44V47ZM14 46H16V47H14ZM56 49H58V47ZM66 49H67V47H66ZM36 50H38V48ZM22 51H23V49H22ZM44 51H46V52H44ZM262 51H263L261 53L262 57L259 56V62H261V63L263 62L264 63V48H263ZM47 52H48V54H46ZM55 52L58 53L57 56H54ZM12 53L14 55H12ZM69 53H71L73 55L75 54L73 60H71L72 55H70L71 57L69 59V57H68ZM76 53H78V52H76ZM80 53L81 52H79L77 55L79 56ZM18 54H17V57H18ZM28 54H30V56L27 58ZM31 55L34 56V58L31 57ZM64 55L65 56L67 55V58ZM59 56H61V57L63 56V57L60 58ZM25 57H26V59H25ZM30 57L33 59L32 60L33 62H31ZM22 58L25 59V60H23ZM66 59H67V62H66ZM11 63H13V65ZM17 63H16V66H18ZM21 64H20V68H23ZM100 64H102V62ZM100 64L98 65L99 67L96 68V70L98 69V71H99V69H102V67L100 68V66H102ZM4 65H6V66H4ZM29 66H31L30 67L31 71L28 70ZM103 66H104V62H103ZM17 75H18V73H17ZM20 77H19V79H20ZM8 78H10V76ZM9 81H10V83H9ZM11 81H12L13 84H11ZM14 81H16V80H14ZM24 81H25V83L20 84V83H22ZM1 82H0V84H1ZM6 89H8V90L6 91ZM11 89H13V90H11ZM0 91H1V89H0ZM23 93H24L25 96L23 95ZM11 94H13V95H11ZM29 95H31L30 98H29ZM27 96H28L29 100L31 99L29 101L30 105H29V103H27V104L24 103L25 105H23V101L25 100L24 102H26ZM25 97H26V99H25ZM5 99H10L11 101L8 100V102H7V100H5ZM3 100H4V102H3ZM9 101L12 104H9ZM31 103L34 104V106ZM11 105L13 106L14 110L12 109ZM28 105L30 107H31V105L33 106V108H31L32 111L35 110L36 108H39V110L36 109L37 113L39 112L38 113V117H37V114H36V117H34V115L29 113V112H31V109H30V107ZM10 106H11V108H10L11 110L9 109ZM22 106H25V107H22ZM27 106L29 107V111H25V109H24V108L28 109ZM35 106H36V108H35ZM107 106L108 105L106 104V107ZM158 106L159 105L155 106V107H157L156 110L158 109ZM97 107H99V108H97ZM104 107H105V105H104ZM126 107H124V108H126ZM124 108L122 106V110L121 109L120 110L123 112L125 110ZM117 109H118V107H117ZM165 109L167 111L168 108L162 109L163 110V114L166 116V114L164 113ZM8 110L10 112H7ZM12 110L15 111V113H13L14 115L11 114ZM41 110H43V111H41ZM126 110L124 112H126ZM152 110H153V108L151 107V109L149 111H152ZM1 111H2V109H1ZM36 111H33V112H36ZM25 112H28V114L33 116V118L29 117L31 119V120H29L28 116H27L28 114H26L27 117L20 116L22 114H25ZM45 112H46L47 115H50V116H47L45 114ZM9 113L11 115H9ZM15 114H17V115H15ZM161 114H162V111H161ZM43 115H45V116H43ZM117 115L120 116V118L116 117ZM46 116H47V118L50 117V118H48L49 120L46 118V119H44L42 121V119H41L42 122L40 123V121H39L40 118L41 117L45 118ZM115 117L117 119H115ZM26 118L29 121L23 123V121H26ZM34 118H38L39 120L37 119V121H36ZM33 119L36 121L35 124L38 123V125L41 124L42 126H43L42 123L48 121L47 123H44V125H45L44 127H46V129L44 127H42V128L40 127L39 128L38 125H35V128L37 126V128L35 129L34 126H33L34 124L32 125V123L34 122V121L32 122ZM118 119H119V121H118ZM45 120H47V121H45ZM116 120H117V122H116ZM7 121H9V122H7ZM50 121H52V122H50ZM129 121H131V119H129ZM138 121H139V119H138ZM120 122L121 123L123 122V123L121 124ZM135 123H136V120H135ZM5 124H7V125L10 124V126L11 125L12 126L11 127L10 126L6 127V126H4ZM17 124L21 125V127H22V125H24L26 128L28 127L27 129H29V130L25 129L24 126H23L24 129H20L21 127H19V126L17 128ZM117 124H119L120 126H117ZM131 124L133 126V123H131ZM13 125H15V126H13ZM104 125H105V127H104ZM116 126H117L118 130H117ZM121 126H122V128H121ZM2 127L0 128L1 130H3ZM119 127L121 129H123L122 132H121V129ZM130 128H134V127H130ZM48 129L49 130L52 129V130L49 131ZM127 129L130 130L129 128H127ZM1 130H0V132H3V133L5 132V131H1ZM116 130H117L118 133L121 132L120 133L121 135L117 134ZM8 132L10 133L11 136L8 134ZM24 132H23V134H24ZM62 132H63V134H62ZM115 132H116L117 135L115 134ZM127 132H129V131H127ZM127 132H125V133H127ZM112 133H114L113 134L114 136L112 135ZM19 134L22 135V132H20ZM0 135H2V136H0V138L2 137L0 139V141H2L4 136L1 133H0ZM20 135L17 138V134H16V136L14 137V139L12 141H14V140L17 141L16 138L18 140L21 139V138L23 139V137H20ZM115 136H117V137L114 138ZM127 136H129L128 133H127ZM108 137H109L110 140L108 139ZM112 137H113V140L111 141ZM5 138H4V140H5ZM36 138H38V140H36ZM22 139L20 140V142L17 141L16 143H13L11 141L9 144H11V143H13V145H16L17 143L20 144L22 142ZM24 139H23V141H24ZM50 139H51V142H50ZM31 140L33 142V144H32L33 146H31V144H30ZM53 141H55V143ZM24 142L22 144H24ZM27 142H30V143H27ZM36 142H38V144ZM5 143H6V140H5ZM5 143H3V146L0 145V152H2L1 151L2 147H3V151L4 150L8 151L6 149L9 147V144H8V147L5 149V147L7 145L6 144L4 146ZM121 143H123V142H121ZM128 144H129V141H128ZM18 145H16V146H18ZM55 145H56V147H54ZM111 145H113V146H111ZM122 145H124V144H122ZM28 146H31V148L30 147L27 148ZM48 146H49V148H48ZM50 146L52 148L51 151H50ZM64 146H65V148H64ZM125 146H126V144L124 145V147ZM127 146H129V145H127ZM113 147L114 148L116 147L117 150L116 149L115 150H116L117 154L114 152V150H112V149H114ZM17 148H19V146ZM20 148H22V147H20ZM53 148H55L56 150L53 149ZM110 149H111V151H110ZM123 150H124V148L122 149V152H123ZM53 151H55V153ZM96 153H97V156H96ZM52 154H53V156H52ZM108 154H109V156H108ZM0 155H4V153H2V154L0 153ZM106 155H107V157H106ZM110 155H112V156L115 155V156L112 158V156H110ZM25 156H26V158H25ZM54 156H56V159L54 158ZM0 157H2V156H0ZM7 157H8V160H9V155L8 154H7ZM58 157H59V160H61V163H59L60 161L58 160ZM101 157L103 159L105 158L106 161H103V159H101ZM52 158L54 159V161L57 160V162H55V163L60 164L61 167H64V165H65L64 168L66 170L64 168H61V169L65 170V171H68V172L70 170L71 173L74 171L72 173V176H73V174H75V176H76V174L77 173L79 174V172L80 173H82V172L83 173H88L87 167H89V166L93 167V165L90 164V163H92L91 161H93V162L94 161H96V162L99 161L97 164H96V162L94 163V168H97V170H98L99 167H102V166L99 165L100 162H101L100 159L102 160L101 165H104L103 167H105L107 165L105 167L106 168L105 170L102 167L103 169H100V171L101 170L102 171L99 172V170H98L99 173L97 172L95 174L93 172L96 169H93V168L91 169V167H89L92 171L94 170L92 172V175H96V174L100 175V173H101L103 175L102 178H104V176H105V178L102 179V181L103 182L107 181V183L109 182V184H111V186H112V188L108 187L109 189H106L107 188L106 187L107 184H104L105 189H106V190H103V193H102L103 196L105 197V198L102 197V198H104V200L102 199V202H104V204L102 202H100V199H99V203H101L103 207L100 204L97 205L98 208H100V207L103 208V210L101 208H100L101 210L99 209L100 213H99V210L96 208L97 207L96 206L95 207V211H97V210L98 211L94 212L95 214L92 212V214H94L95 216L92 215V218H91L89 216V215H91V213H90L91 211L90 212H87V211L91 210L92 208L91 209L90 208L86 209V210H84V212L86 211L87 214L90 213V214H88V216H87V214H85L89 218L88 219H83L86 216L84 215L83 208L81 207V205L82 204L83 205L89 204L88 198H90V196L91 197L94 196L96 194L95 193L96 191L93 192L95 187H94V189H93V187L90 188V190L93 189L92 191H89L88 187H87V189H85L86 186H84V185L88 184V183H85L83 185L82 184L83 181L81 180V178H80V181H82V182L80 184H82V186H84L85 190H88L87 193L84 190V192L87 194L85 199L88 201V202L86 201L87 203H85V204H84L85 201H84L83 198H82L83 200L81 199L82 201L79 200V198L76 199V196H78L79 191H81V190L78 191V187H76L77 188V190H76L77 192L76 191L73 192V195H74V193H76L75 194L76 196L74 195L75 199L72 198V200L70 198H67V197H71L72 196L71 194H69V193L67 194V192L64 193L65 196L63 194V190L66 189L67 187L64 188L62 191H60L64 197H62L60 195L61 194L60 192H59L60 194L58 193L59 190H56L57 189L56 186L54 188H52L53 187V183L52 182H54V181H53V179L51 180L48 177V175H49L48 172H49V169L52 168V166L56 167L58 165V164L53 165L54 162H53V164H51V162L53 161ZM195 158H197V156L195 154H193V156H191L190 153H185V154L179 156L178 160L183 163V162L191 161L192 159L195 160ZM107 159L108 160L110 159V161H108ZM116 159H117V157L115 158V160ZM0 160L2 161L3 159L0 158ZM4 160H5V158H4ZM4 160L2 161L3 163H5ZM13 160L11 159L9 162L11 163V161H13ZM6 161H7V159H6ZM89 161H90V163H89ZM49 162H50V164H49ZM62 162H63V164H62ZM103 162H106V164H104ZM95 164L97 165V167H96ZM10 165H12V164H10ZM60 165H58V166H60ZM114 165H116V166L114 167ZM122 165H124V164L122 163ZM14 166H15V164H14ZM48 166H49V168H48ZM84 166H86V168H84ZM3 167L0 168L1 169L0 173L2 172V169L4 170L5 167L4 168ZM68 167H69V169H68ZM121 167H123V166H121ZM123 168L126 169L127 167H123ZM234 168H235V170H234ZM9 169H7V170H9ZM45 169H46V171H45ZM56 169L54 168L52 170L53 173H54V170H56ZM61 169L59 167V170H61ZM84 169L87 170V172H84ZM7 170H5V171H7ZM128 170L129 169H127V171ZM75 171H76V173H75ZM109 171H110V173H109ZM120 171H122V170H120ZM127 171H124V172H127ZM8 172H10V170L7 171V173ZM62 172L63 171H61V173ZM70 172H69V174H70ZM89 172H90L89 174H91V171H89ZM103 172L105 173V175H104ZM4 173L6 174V172H4ZM16 173L18 175L19 174L20 175L17 176ZM49 173H50L49 176L53 175V173L51 172V169H50ZM57 173H59V171H57ZM22 174H24V176H22ZM33 174H35V178H33L34 177ZM62 174H59V175H61L63 177ZM109 174H111L112 177ZM10 175H9V177H11ZM59 175L57 174V176H59ZM118 175L120 176L121 174L118 173ZM31 176H33L32 177L33 179H31ZM39 176H42L40 178H42V180L45 181V182L48 181L47 179H50L52 181V182L49 181V183H51L50 186L48 185L47 188L45 189V186H44L45 183H43L41 181V179H40L41 182L40 181L37 182L36 180H39L38 179ZM80 176H81V174H79V177ZM86 176H87V174H86ZM122 176H123V173H122L121 177ZM45 177H48V178H45ZM64 177H66V178L68 177L69 178V175H67V176L64 175ZM70 177H71V175H70ZM83 177L84 176H82V178ZM91 177H93L95 179V176H91ZM1 178H3V177H1ZM76 178H78V177H76ZM93 178H92V180H93ZM57 179H59V178L57 177ZM57 179L55 181L59 182V180H61L62 178L59 179V180H57ZM71 179H73V178L71 177ZM71 179L69 181H71ZM86 179L87 178H85V180ZM88 179H89V177H88ZM96 179H97L98 183L102 182V181H98V179L101 180V175H100V178H98V176H97ZM26 180H27V182H26ZM89 180L85 181V182H89L90 183L91 180L90 181ZM157 180L158 181L160 180L164 184L163 185H161L162 183L161 184H157V182H156ZM33 181H35V182H33ZM67 181H68V179H67ZM67 181L65 180V182H64V180H61L60 182H62V184L64 182V184H65ZM76 181H78V180H76ZM20 182H22L23 184L22 183H21L22 185L19 184ZM36 182L39 183L40 185L37 184ZM71 182L75 183V180H72ZM15 183H17V184H15ZM29 183H31V184H29ZM70 183H69V186H70ZM42 184H43V188H44L43 190H45L44 192L45 193L49 192L48 194L46 193L47 195L43 194L44 198H45V196H47L45 198L46 201L44 200L43 196H41V192H43L41 190ZM54 184L58 185V186H61V184H56V182ZM18 185L21 186V187L23 186V188L19 187ZM51 185H52V187H51ZM67 185H68V182H67ZM97 185H99L100 187H103V186H101V185H103V183H100V184H97ZM203 185H205V186H203ZM1 186H2V188H1ZM13 186H15V187L13 188ZM29 186L32 189H34L36 187L35 188V192H34V190L30 189ZM78 186H80V185L78 184ZM7 187L8 188L10 187L9 189H11V190L8 189L9 191H6ZM25 187H26V191H24ZM100 187H99V190H100ZM4 188H6V189H4ZM19 188H21V190ZM59 188L62 189L63 187H59ZM73 188L74 187H72V189ZM76 188H74L73 190H75ZM97 188L98 187H96V189ZM159 188H162V189L165 188L163 190H166V192L163 191V190H161V191H163V192H161ZM22 189H23V191H22ZM81 189L83 190V188H81ZM18 190H20V191L18 192ZM30 190H32V191H30ZM36 192H38V193H36ZM81 192H83V191H81ZM85 193H82V194H85ZM11 194H12V196H11ZM14 194H15V196H14ZM68 195H71V196H68ZM88 195H90V196L88 197ZM81 197H83V195ZM41 198H42V200H41ZM47 198H48V200H47ZM43 200L45 202H43ZM79 201H81V205L79 204L80 203ZM28 202H30V203L28 204ZM10 203H12L14 206L12 204L10 205ZM45 203L46 204L48 203L46 205L47 207L45 206ZM105 203H106V205H105ZM23 204H26V207L29 206L27 208L28 210L26 209V207L25 208L22 207ZM43 205H44V207H43ZM86 206L87 207H91V204L86 205ZM16 207H18V208H16ZM38 207L43 209V212L40 209V211L42 212V216H38L39 213H41L39 211ZM147 207H149V208H147ZM30 208H31L32 211L37 210L38 211V215L37 214L35 215L32 211H30ZM85 208L86 207H84V209ZM143 208L147 209L148 212L149 211L151 212V213H148V214L146 213L147 211L145 212L147 214L144 217L145 219L143 218V215H144ZM79 209H82V210H79ZM19 210L20 211L25 210V212L23 211L22 213H20ZM27 211H30V212H27ZM78 211H80L81 214L78 213ZM101 211L102 212L105 211V212L102 214ZM153 211H154V213H153ZM7 212L9 214L13 213V215L12 216L10 215V217L9 216L7 217V215H6ZM16 212H17V214H14ZM34 212L37 213L36 211H34ZM18 213H20V214H18ZM28 213L30 214L31 217H32V214H33L34 218L32 217L33 218L32 219L29 215L27 216ZM82 213H83L84 217H81ZM109 213H111V214H109ZM136 214L138 216H136ZM14 215H16V216L18 215V217L20 219L18 217L14 216ZM36 216H38V217H36ZM146 216H147V218H146ZM6 217H7V219H9V218L10 219L7 220ZM39 217H41L40 218V220H41L40 222H38ZM105 217L102 218V219L105 220ZM12 218L13 219L15 218V219L13 220ZM26 218L28 220L32 219L33 221L31 220L32 222H30V220L28 221ZM35 218L36 219L38 218L37 221L35 220ZM106 219H107V217H106ZM24 220L26 222H24ZM27 221L30 222V223H28ZM23 222L25 223L24 225H23ZM9 223H11V224H9ZM45 223H43V224H45ZM22 225H23V227H22ZM33 225H35V224H33ZM83 227H84V229H82ZM86 229L89 230V233H88V231H86ZM61 230H62V233H60ZM155 230H153V231H155ZM13 231H15V232L13 233ZM19 234L17 236L20 237ZM22 234H24V233L21 232V235ZM130 234H128V235L125 234V236L122 239V242H124V243H122V242L120 243V244H123L126 247V249H124L125 248L124 246H122V248H121L120 244L119 245L117 244L118 247L115 248V250L112 249L113 246L115 247V245H116L115 243L119 242L120 239H118V241H117V239H115V241L113 240L115 242V243L113 242L114 244L111 242L113 244V245L111 244L112 245L111 249L113 250L111 252L114 255H112V253L110 252V255H112V258L110 257L111 260L109 258H105L106 260H108V261L109 260L110 261H114L115 260V262H112L113 264H147V261L145 260V256H144L145 254L143 255L144 250H143V252H141L142 249H143V246L141 245L142 246L141 247L140 244H138V243L136 245L135 242L137 240L133 236L134 233L132 235H130ZM146 234H147V236H146ZM14 235H16V234H14ZM17 236L14 237L15 239H17L16 242H14V244H16V246L14 244H11L12 246L14 245L12 248L15 251L22 245L21 244L22 242H21L20 246H17V244H18L17 242H18V238H19V237L17 238ZM126 236H127V238L129 237V239H127ZM131 236H133V237L131 238ZM20 241H21V238H20L19 242ZM164 241L166 242V240H164ZM137 242H139V241H137ZM12 243H13V240H12ZM30 244H31V242H30ZM128 244H130V245H128ZM133 244H135V247L138 246L139 248L137 247V249L135 248L133 250V248H134ZM131 245H133V246H131ZM119 248L123 249L122 253H120V254H119V252H121V251H120ZM116 249H119V250L117 251ZM18 251H20V250H18ZM114 252H116V253L118 252L117 254L119 255V257ZM24 255H23V257H24ZM113 256L115 258L116 257L117 258L114 259ZM150 257H153V256H150ZM150 257H147V258H150ZM155 257H157V258H155ZM28 260H26V262H25L26 264H27ZM151 260H152V258H151ZM151 260L149 259L148 261H151ZM18 262L19 261H16V263H18ZM22 262L24 263L23 260H22ZM16 263L14 262V264H16ZM29 264H30V262H29Z\"/></svg>", "mask_w": 264, "mask_h": 264}]
</instances>
